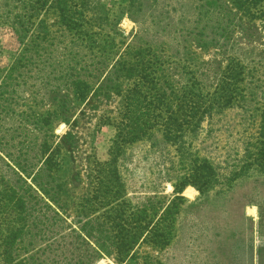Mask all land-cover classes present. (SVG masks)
I'll return each instance as SVG.
<instances>
[{"label":"trees","instance_id":"trees-1","mask_svg":"<svg viewBox=\"0 0 264 264\" xmlns=\"http://www.w3.org/2000/svg\"><path fill=\"white\" fill-rule=\"evenodd\" d=\"M48 11L56 13L59 29L42 17ZM123 18L136 25L129 34L119 26ZM0 26L19 45L0 78V120L2 114L25 120L31 106L55 99L64 106L62 87L77 100L119 99L114 113L99 117L115 133L105 158L91 160L90 204L80 203L78 231L72 229L79 244L56 230L62 218L53 204L63 186L54 176L50 112L32 115L40 134L34 160L8 150L0 136V264H92L79 247L90 249L92 240L101 251L114 248L120 264L137 263L134 253L123 255L141 237L155 249L165 247L183 198L152 194L142 217V209L119 200L134 144L165 172L181 165L176 193L193 185L201 196L219 194L243 176H264V0H0ZM208 50L210 57L199 59ZM17 99L24 110L16 109ZM233 109L239 124L256 117V130L230 132ZM222 130L223 158L201 154ZM104 214L110 224L105 245L94 234L101 233Z\"/></svg>","mask_w":264,"mask_h":264},{"label":"rangeland","instance_id":"rangeland-1","mask_svg":"<svg viewBox=\"0 0 264 264\" xmlns=\"http://www.w3.org/2000/svg\"><path fill=\"white\" fill-rule=\"evenodd\" d=\"M42 17L46 19L51 30L61 27L55 12H45ZM119 26L125 34L136 29L135 23L128 18H123ZM18 48L11 30L0 26V78L17 54ZM199 54V59L205 60L210 57L208 54H211V51H200ZM62 89L68 96L64 106H59L61 102L58 99L42 107L31 106L33 113H29L25 120L12 114H2L0 136L10 146L7 147L8 150L15 154L21 150L26 159L34 160L40 134L32 115L50 112L48 128L53 136L49 141L58 153V167L54 176L63 186L58 206L53 204L62 218L58 221L56 230H61L68 236L65 241L71 240L79 244L72 229L78 231L80 223H77V215L80 203L90 204L94 185L91 160L94 157L105 158L115 133L114 127L101 124L99 117L105 112L114 113L119 99L111 94L108 98L92 95L85 100H77L70 88ZM19 91L22 92V87ZM17 102L16 109L24 110L21 99H17ZM235 111L237 110L233 109L228 112V119L232 121L230 132L256 130V117L249 120V117L245 116V120L239 124L241 121L239 117L234 116ZM226 135L223 130L217 132L201 154H209L220 161L223 158L222 146ZM132 147L134 160L122 167L124 193L121 198L118 197L119 200H128L133 207L145 212L151 200L148 197L152 194L162 199L180 195L183 199L179 213L175 214L169 243L162 249H155L141 243V237L133 250L127 256L123 255L125 259H129L134 253L131 258H136V264L145 261V256L150 259V264H264L263 175L253 173L243 176L224 193L216 194L210 191L208 195L201 196L193 185H186L180 193H176V187L183 174L181 165L165 172L154 165L153 154L148 156L143 146L134 144ZM250 208H253L254 212H250ZM101 210L102 208L97 211L98 214ZM138 214L142 217L146 212L139 211ZM98 219L104 222L103 229L98 228L101 233L94 231L93 224H87V228L92 227L98 244H104L108 242L105 236L109 233L107 230L110 224L107 223L105 214ZM90 242V249L84 243L79 245L83 258H91L92 264H120L116 260L117 253L114 248L107 247V253L95 247L93 240Z\"/></svg>","mask_w":264,"mask_h":264},{"label":"bare ground","instance_id":"bare-ground-1","mask_svg":"<svg viewBox=\"0 0 264 264\" xmlns=\"http://www.w3.org/2000/svg\"><path fill=\"white\" fill-rule=\"evenodd\" d=\"M249 211H250V212H254V209H253V208H250Z\"/></svg>","mask_w":264,"mask_h":264}]
</instances>
